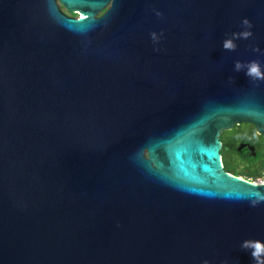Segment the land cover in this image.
<instances>
[{
	"label": "water",
	"instance_id": "water-1",
	"mask_svg": "<svg viewBox=\"0 0 264 264\" xmlns=\"http://www.w3.org/2000/svg\"><path fill=\"white\" fill-rule=\"evenodd\" d=\"M254 60L264 0H0V264H255L264 180L220 140L264 136Z\"/></svg>",
	"mask_w": 264,
	"mask_h": 264
},
{
	"label": "flooded vegetation",
	"instance_id": "flooded-vegetation-1",
	"mask_svg": "<svg viewBox=\"0 0 264 264\" xmlns=\"http://www.w3.org/2000/svg\"><path fill=\"white\" fill-rule=\"evenodd\" d=\"M58 6L60 11L68 17L77 18L80 16L79 11L71 12L59 1H58ZM232 130L223 131L221 133L220 140L222 144H224L223 143L224 138H230L233 141V144L235 145V148L238 151L237 152L238 158H236L238 163L237 166L247 171H251V170L258 171L261 175L259 177V179L261 180L255 182H263L264 136L258 133L254 125L249 123H242L240 125H236ZM231 131L233 132L232 134H230ZM248 155H250L254 159V161L250 162L248 160ZM222 163H223V168L225 169L223 154H222Z\"/></svg>",
	"mask_w": 264,
	"mask_h": 264
},
{
	"label": "clouds",
	"instance_id": "clouds-1",
	"mask_svg": "<svg viewBox=\"0 0 264 264\" xmlns=\"http://www.w3.org/2000/svg\"><path fill=\"white\" fill-rule=\"evenodd\" d=\"M157 17H163V13L160 11L155 12ZM243 31L231 33L230 37L225 39L222 43V47L225 51H236L238 45L235 41L243 39L248 40L253 37V32L250 30L253 28V24L250 20L244 19L242 21ZM163 37V33L157 34L156 32L151 33V39L155 44H159ZM157 51L160 49L157 48ZM254 52L259 53L261 50L259 47L253 48ZM234 70L237 72L244 71L246 75L251 80H261L264 81V68H262L259 61H251L247 64L242 63L241 61H236L234 65ZM261 201H252L251 206L256 207ZM241 248L248 250L251 253V256L255 264H264V242L259 240H245L241 244ZM202 264H211L209 260H204Z\"/></svg>",
	"mask_w": 264,
	"mask_h": 264
},
{
	"label": "trees",
	"instance_id": "trees-1",
	"mask_svg": "<svg viewBox=\"0 0 264 264\" xmlns=\"http://www.w3.org/2000/svg\"><path fill=\"white\" fill-rule=\"evenodd\" d=\"M233 131V130H232ZM230 132L232 134L233 132ZM223 149L222 154L224 158L225 163V169L228 173L233 174L237 177H243L244 179H247L249 181L255 182L257 178H259L261 175L258 171H247L244 169L239 168L237 165V149L235 148V145L233 144V141L230 138H224L223 139ZM248 160L254 161V159L248 155Z\"/></svg>",
	"mask_w": 264,
	"mask_h": 264
},
{
	"label": "bare ground",
	"instance_id": "bare-ground-1",
	"mask_svg": "<svg viewBox=\"0 0 264 264\" xmlns=\"http://www.w3.org/2000/svg\"><path fill=\"white\" fill-rule=\"evenodd\" d=\"M256 184H260V183H262V182H255Z\"/></svg>",
	"mask_w": 264,
	"mask_h": 264
},
{
	"label": "rangeland",
	"instance_id": "rangeland-1",
	"mask_svg": "<svg viewBox=\"0 0 264 264\" xmlns=\"http://www.w3.org/2000/svg\"><path fill=\"white\" fill-rule=\"evenodd\" d=\"M260 180H261V179H259V178H258V179H256V181H260Z\"/></svg>",
	"mask_w": 264,
	"mask_h": 264
}]
</instances>
